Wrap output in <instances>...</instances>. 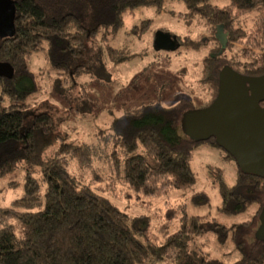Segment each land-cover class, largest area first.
Returning <instances> with one entry per match:
<instances>
[{
  "label": "trees",
  "instance_id": "16d2710c",
  "mask_svg": "<svg viewBox=\"0 0 264 264\" xmlns=\"http://www.w3.org/2000/svg\"><path fill=\"white\" fill-rule=\"evenodd\" d=\"M12 1L15 32L0 37V62L13 71L0 75V176L22 168L25 181L22 196L0 208V264H225L197 245L207 234L233 246L239 257L232 264H264V178L244 172L213 137L196 138L182 122L187 112L213 102L226 68L264 74V0ZM176 1L185 7L179 19L200 30L196 39L175 36L177 44L205 49L194 70H178L188 94L168 102L165 80L149 101L124 107L107 135L100 130L110 145L100 161L85 143L63 139L43 157L36 133L49 134L55 119L31 110L28 99L38 90L27 64L32 55L44 50L61 87L83 96V76L131 59L108 41L125 16L142 7L161 11ZM149 23L143 20L134 33L140 36ZM203 142L220 147L237 166L231 185L210 170L218 212L230 217L252 211L250 218L227 226L208 213L187 212L186 198L194 207L210 205L203 190L185 194L196 182L191 161ZM129 206L147 213L130 214Z\"/></svg>",
  "mask_w": 264,
  "mask_h": 264
},
{
  "label": "rangeland",
  "instance_id": "374dc122",
  "mask_svg": "<svg viewBox=\"0 0 264 264\" xmlns=\"http://www.w3.org/2000/svg\"><path fill=\"white\" fill-rule=\"evenodd\" d=\"M183 10L184 5L176 1L167 2L161 11L154 7H142L133 15L125 16L123 27L115 34H110L108 41L113 46L124 48L132 55L131 59L117 65L105 64L106 72L95 70L91 76H83V80L88 81L83 87V96L77 88L61 87L60 76L52 68L44 50L32 55L27 64L37 77L38 90L28 99L29 103H34L31 110L48 111L55 119L54 128L49 134L36 133L37 149L43 157L51 156L58 149L60 139H63L75 144L85 143L100 161L110 148L101 138L103 133L100 130L107 132V135L111 123L124 107L149 101L154 97L153 89L165 80H169V87L163 86L167 90L165 94L168 102L188 94V89L182 84L184 74L178 70L181 67L187 71L194 70L203 58L205 49L188 48L180 44L174 50L154 48L155 35L160 31L171 36L189 35L193 39L198 38L200 30L185 25L176 15ZM143 20H149V26L137 36L134 26L139 27ZM217 35L221 39V27ZM222 151L220 147L203 142L193 152L191 167L196 182L185 194L189 196L194 191L203 190L210 197V205L194 207L187 198L180 199V202L184 199L187 201V212L190 214L208 213L230 226L250 218L252 211L230 217L218 212L220 198L210 170H219L229 185L235 182L237 175L235 162L226 160ZM35 176L39 174L35 173ZM24 181L25 171L22 168L0 176V208L11 206L14 200L22 196ZM126 210L130 214L147 213L138 207L129 206ZM197 245L225 264H232L239 257L229 242L219 245L211 234L200 238ZM153 264L171 263L159 261Z\"/></svg>",
  "mask_w": 264,
  "mask_h": 264
},
{
  "label": "water",
  "instance_id": "95a60500",
  "mask_svg": "<svg viewBox=\"0 0 264 264\" xmlns=\"http://www.w3.org/2000/svg\"><path fill=\"white\" fill-rule=\"evenodd\" d=\"M14 16L13 1L0 0L1 38L14 34ZM177 46L175 36L163 31L156 33L155 50H174ZM12 72L8 63L0 62V75L9 76ZM261 102H264V74L250 77L226 68L213 102L187 112L182 122L196 138L213 137L244 172L264 178V105ZM260 220L264 229V207Z\"/></svg>",
  "mask_w": 264,
  "mask_h": 264
}]
</instances>
